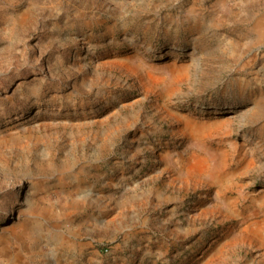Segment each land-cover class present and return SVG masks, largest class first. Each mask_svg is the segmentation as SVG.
I'll use <instances>...</instances> for the list:
<instances>
[{
    "label": "rangeland",
    "instance_id": "rangeland-1",
    "mask_svg": "<svg viewBox=\"0 0 264 264\" xmlns=\"http://www.w3.org/2000/svg\"><path fill=\"white\" fill-rule=\"evenodd\" d=\"M0 264H264V0H0Z\"/></svg>",
    "mask_w": 264,
    "mask_h": 264
}]
</instances>
